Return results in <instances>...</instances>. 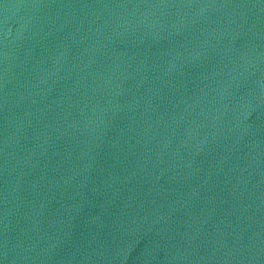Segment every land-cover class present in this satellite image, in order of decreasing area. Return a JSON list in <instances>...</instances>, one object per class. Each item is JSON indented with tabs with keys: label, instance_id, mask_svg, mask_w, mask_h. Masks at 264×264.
Instances as JSON below:
<instances>
[{
	"label": "water",
	"instance_id": "water-1",
	"mask_svg": "<svg viewBox=\"0 0 264 264\" xmlns=\"http://www.w3.org/2000/svg\"><path fill=\"white\" fill-rule=\"evenodd\" d=\"M0 264H264V0H0Z\"/></svg>",
	"mask_w": 264,
	"mask_h": 264
}]
</instances>
